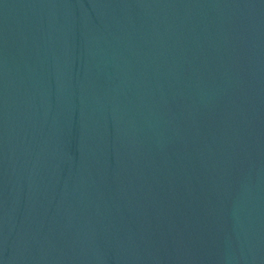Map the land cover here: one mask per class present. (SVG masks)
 <instances>
[{
    "label": "water",
    "instance_id": "obj_1",
    "mask_svg": "<svg viewBox=\"0 0 264 264\" xmlns=\"http://www.w3.org/2000/svg\"><path fill=\"white\" fill-rule=\"evenodd\" d=\"M0 264H264V0H0Z\"/></svg>",
    "mask_w": 264,
    "mask_h": 264
}]
</instances>
